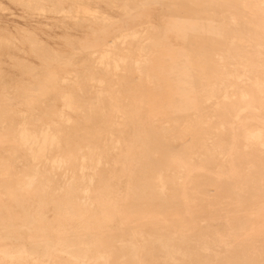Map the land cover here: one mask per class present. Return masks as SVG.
I'll use <instances>...</instances> for the list:
<instances>
[{
	"label": "rangeland",
	"instance_id": "obj_1",
	"mask_svg": "<svg viewBox=\"0 0 264 264\" xmlns=\"http://www.w3.org/2000/svg\"><path fill=\"white\" fill-rule=\"evenodd\" d=\"M263 85L264 0H0V264H264Z\"/></svg>",
	"mask_w": 264,
	"mask_h": 264
},
{
	"label": "bare ground",
	"instance_id": "obj_2",
	"mask_svg": "<svg viewBox=\"0 0 264 264\" xmlns=\"http://www.w3.org/2000/svg\"><path fill=\"white\" fill-rule=\"evenodd\" d=\"M51 5V4H50ZM79 9V8H78ZM39 11H41V10H39ZM87 14V13H86ZM104 19V18H103ZM98 20V19H97ZM124 35V34H123ZM120 43V42H119ZM39 54V53H38ZM99 57V56H98ZM100 58V57H99ZM124 61V60H123ZM105 66V65H104ZM9 69V68H8ZM247 75V74H246ZM254 75V74H253ZM76 76V75H75ZM256 76V75H255ZM256 78V77H255ZM257 79V78H256ZM257 81V80H256ZM68 82V81H67ZM245 82V81H244ZM198 83V82H197ZM249 83H251L252 84V82H249ZM255 83V82H254ZM103 84V83H102ZM258 84V83H257ZM257 86V85H256ZM263 87H264V85H263ZM258 89V88H257ZM258 91V90H257ZM261 91V90H260ZM259 91V92H260ZM98 92V91H97ZM262 92V91H261ZM90 94V93H89ZM226 95V94H225ZM244 95V94H243ZM229 97V96H228ZM236 97V96H235ZM243 98V97H242ZM244 99V98H243ZM264 99V98H263ZM97 101V100H96ZM228 101V100H227ZM102 105H104L105 106V104H102ZM109 105V104H108ZM198 105V104H197ZM70 106H72V104L70 105ZM90 106V105H89ZM107 106V105H106ZM76 107V106H75ZM220 107V106H219ZM71 110V109H70ZM96 110V109H95ZM114 110H116V109H114ZM219 111V110H218ZM243 113V112H242ZM85 114V113H84ZM121 114V113H120ZM233 115V114H232ZM95 116V115H94ZM96 117H98V115L96 116ZM212 118H214V117H212ZM199 122V121H198ZM168 125V124H167ZM81 126V125H80ZM22 127V126H21ZM19 128V127H18ZM218 130V129H217ZM254 130V129H253ZM41 133V132H40ZM60 133V132H59ZM216 133H218V131L216 132ZM42 135V134H41ZM50 135V134H49ZM111 135V134H110ZM40 136V135H39ZM82 137V136H81ZM115 137V136H114ZM46 138V137H45ZM213 138V137H212ZM54 139H52V141H53ZM19 141V140H18ZM39 142V141H38ZM87 142V141H86ZM45 143V142H44ZM116 143V142H115ZM118 143V142H117ZM28 144V143H27ZM60 144V143H59ZM118 145H120V144H118ZM32 147V146H31ZM39 147V146H38ZM60 147V146H59ZM80 148V147H79ZM27 149V148H26ZM32 149V148H31ZM91 149V148H90ZM118 149V148H117ZM221 150V149H220ZM224 150V149H223ZM41 151V150H40ZM46 151V150H45ZM81 151V150H80ZM26 152V151H25ZM89 152V151H88ZM14 154V153H13ZM37 156V155H36ZM91 156H93V155H91ZM90 156V157H91ZM55 158H57V157H55ZM62 158V157H61ZM60 158V159H61ZM82 158H83V156H82ZM85 158V157H84ZM19 159V158H18ZM62 160V159H61ZM84 160H86V159H84ZM186 161V160H185ZM228 161V160H227ZM54 163L56 162V160L55 161H53ZM22 163V162H21ZM83 163V162H82ZM86 163V162H85ZM180 163H182V162H180ZM190 163V162H189ZM192 163V162H191ZM58 164V163H57ZM56 164V165H57ZM66 164V163H65ZM99 165V164H98ZM179 165V164H178ZM182 165V164H181ZM100 166V165H99ZM60 167V166H59ZM181 167V166H180ZM86 168V167H85ZM84 168V169H85ZM59 169V168H58ZM178 169H180V168H178ZM185 169V168H184ZM184 169H183V171H184ZM83 170V169H82ZM168 170V169H167ZM180 170H182V169H180ZM19 171H20V169H19ZM87 171V170H86ZM92 171V170H91ZM169 171V170H168ZM178 171V170H177ZM207 171V170H206ZM81 172H83V171H81ZM84 172H85V170H84ZM181 172V171H180ZM185 172V171H184ZM37 173V172H36ZM96 173V172H95ZM168 173V172H167ZM199 173V172H198ZM233 173V172H232ZM179 174V173H178ZM177 174V175H178ZM183 174V173H182ZM208 175V174H207ZM217 176H218V174H217ZM229 176V175H228ZM29 177V176H28ZM85 177V176H84ZM209 177H211L210 175H209ZM178 178V177H177ZM176 178V179H177ZM182 178V177H181ZM181 178H179L180 180H181ZM212 178V177H211ZM90 179V178H89ZM213 179V178H212ZM215 179V178H214ZM213 179V180H214ZM75 179H73V181H74ZM92 180V179H91ZM180 180H179V183H180ZM182 180H183V178H182ZM217 180V179H216ZM185 181V180H184ZM215 181V180H214ZM248 181V180H247ZM92 183V182H91ZM71 185H72V183H70ZM181 184V183H180ZM182 185V184H181ZM219 185V184H218ZM64 186V185H63ZM71 187V186H70ZM212 189V188H211ZM82 190V189H81ZM126 190V189H125ZM84 191V190H83ZM89 192V191H88ZM87 193V192H86ZM85 193V194H86ZM172 195V194H171ZM214 195V194H213ZM230 196V195H229ZM238 196V195H237ZM67 197V196H66ZM226 197H227V195H226ZM234 198V197H233ZM243 198V197H242ZM241 199V198H240ZM82 201V200H81ZM84 201V200H83ZM89 201V200H88ZM87 201V202H88ZM85 203V202H84ZM86 204V203H85ZM84 204V205H85ZM222 208V207H221ZM183 209V208H182ZM196 212V211H195ZM181 215V214H180ZM191 215V214H190ZM189 215V216H190ZM251 223V222H250ZM252 225V224H251ZM253 226V225H252ZM243 228V227H242ZM251 229V228H250ZM67 234V233H66ZM256 234V233H255ZM253 235V234H252ZM89 237V236H88ZM87 241V240H86ZM1 254H3V253H1ZM23 254V253H22ZM5 257V256H4ZM158 258V257H157Z\"/></svg>",
	"mask_w": 264,
	"mask_h": 264
},
{
	"label": "crops",
	"instance_id": "obj_3",
	"mask_svg": "<svg viewBox=\"0 0 264 264\" xmlns=\"http://www.w3.org/2000/svg\"><path fill=\"white\" fill-rule=\"evenodd\" d=\"M38 258V257H37ZM80 258V257H79ZM85 259H87L88 261L87 262H89L88 264H92V263H94V262H96L98 259H99V257H92V256H87V257H85ZM94 260V261H93ZM39 262H40V260H38ZM64 264H77V261H76V257H74V256H69V257H66V261L64 260V261H62ZM114 261H111V263H113ZM114 263H117V261H115Z\"/></svg>",
	"mask_w": 264,
	"mask_h": 264
}]
</instances>
